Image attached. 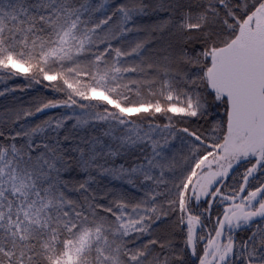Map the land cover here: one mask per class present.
I'll return each mask as SVG.
<instances>
[{
	"label": "snow or ice",
	"instance_id": "1",
	"mask_svg": "<svg viewBox=\"0 0 264 264\" xmlns=\"http://www.w3.org/2000/svg\"><path fill=\"white\" fill-rule=\"evenodd\" d=\"M0 264H264V0H0Z\"/></svg>",
	"mask_w": 264,
	"mask_h": 264
}]
</instances>
